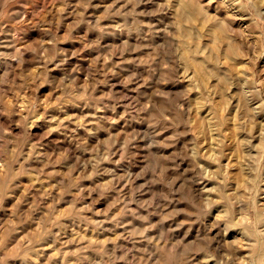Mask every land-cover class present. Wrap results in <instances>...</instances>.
<instances>
[{"label": "rangeland", "instance_id": "374dc122", "mask_svg": "<svg viewBox=\"0 0 264 264\" xmlns=\"http://www.w3.org/2000/svg\"><path fill=\"white\" fill-rule=\"evenodd\" d=\"M0 264H264V0H0Z\"/></svg>", "mask_w": 264, "mask_h": 264}, {"label": "bare ground", "instance_id": "6f19581e", "mask_svg": "<svg viewBox=\"0 0 264 264\" xmlns=\"http://www.w3.org/2000/svg\"><path fill=\"white\" fill-rule=\"evenodd\" d=\"M186 7V6H185ZM190 9V8H189ZM185 12V11H184ZM204 18V17H203Z\"/></svg>", "mask_w": 264, "mask_h": 264}]
</instances>
